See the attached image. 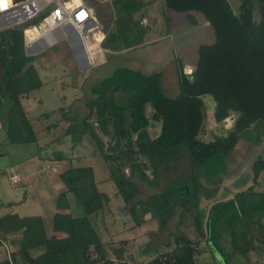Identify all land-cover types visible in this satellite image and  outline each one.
I'll return each instance as SVG.
<instances>
[{
    "label": "trees",
    "instance_id": "obj_1",
    "mask_svg": "<svg viewBox=\"0 0 264 264\" xmlns=\"http://www.w3.org/2000/svg\"><path fill=\"white\" fill-rule=\"evenodd\" d=\"M99 1L86 0L94 15L102 20L104 14ZM109 1L115 11L110 18L112 25L103 24L105 37L100 46L111 52L140 46L147 28L134 14L145 6V0ZM162 1L175 12L187 13L192 24L195 18L190 11L200 12L215 36L213 43L198 47L195 66L176 58L179 93L176 96L166 93L161 71L144 74L140 70L118 67L90 85L89 97L84 102L85 114L59 106L43 113L48 117L58 112L61 118L42 130L57 129L64 121L67 125L62 132L48 143L55 144L69 136L74 146L86 135L93 141L97 154L107 165L116 195L130 204L128 213L135 226L146 223L149 215L157 221L158 230H162L179 205L186 204L181 218H191L197 237L204 239L213 255L216 247L222 250L225 236L231 253L249 260L250 252L257 245L264 246V190L254 189L264 171V155L258 154L252 162V185L246 190L236 197L213 203L206 216L199 208V201L217 194V184L222 182L228 159L240 140L254 147L264 143V0H240L238 13L228 0ZM256 10L258 19L254 14ZM45 14L42 12L32 22L0 30V123L5 139L12 144L38 141V131L27 117L21 97L40 89L43 81L33 63L35 57L25 54L24 29L41 21ZM204 95H210L215 101L216 122L233 116L226 135H214L211 139L201 137L206 125ZM148 104L152 109L150 114L146 110ZM152 122L159 124L154 136L149 132ZM262 150L264 152V148ZM179 155H185L189 163L188 181L168 182L158 192L135 199L140 187L134 176L157 187L160 167L167 169L171 159ZM51 157L45 155L42 159H67L60 150L53 151ZM58 177L63 188L55 198L53 234L44 241L43 252L29 257L25 264H114L107 257L104 243L91 220L110 200L108 194L99 189L94 168L69 163ZM212 183H215L212 187L205 185ZM68 195L76 198L84 215H72ZM13 216L5 215L4 219ZM22 219L23 230L26 227L34 232L42 229L41 224ZM5 221L0 218L3 231L10 229ZM195 243L181 232L173 237L172 249L159 252L149 264H198ZM26 248L29 247L20 248L18 252L26 253ZM125 251L123 246L114 249L118 260Z\"/></svg>",
    "mask_w": 264,
    "mask_h": 264
},
{
    "label": "rangeland",
    "instance_id": "obj_2",
    "mask_svg": "<svg viewBox=\"0 0 264 264\" xmlns=\"http://www.w3.org/2000/svg\"><path fill=\"white\" fill-rule=\"evenodd\" d=\"M99 2L104 18L100 20L96 17V27L85 33L91 45L90 51L93 52V63L88 68L79 66L65 37L50 46L40 44L32 52L31 56L35 57L33 63L43 85L29 95L22 96L21 102L27 117L33 122L34 129L38 131L37 143H9L1 131L3 127L0 123V218L3 217V221L6 220V225L9 224L10 227L5 231L0 227V264H10V261L15 264L25 262L23 256L19 260L17 259L20 256L17 250L18 234H23L28 230L27 227L22 229V218L34 219V215L39 213L42 216L46 215L43 217L44 224L48 229H51L53 214L51 217L50 214L54 213L56 207L55 197L58 192L56 187H58V183L60 187L62 186L58 174L66 169L69 163H74L77 166H92L99 189L106 192L110 198L109 204L97 215L95 214L96 216L92 215L91 220L104 243L107 257L112 259L114 264H119L121 261L116 257L114 249H119L122 246L126 249L123 258H127L134 264H149V261L158 252L170 251L174 246L173 237L181 232L186 233L196 242L198 264H248V262L249 264H264V246L257 245L256 249L250 252L249 260H246L239 254L231 253L225 236L222 238L224 244L222 250L216 247V254L213 255L204 239L200 240L197 237L191 218L187 217V220L181 218V211L186 204L179 205L162 230H158L157 221L150 218L143 225L135 226L128 213L130 204H125L121 197L116 195L115 185L109 180L107 165L97 154L93 141L87 135L82 138L80 144L74 146L69 136L63 138L61 142L48 143L49 140L62 132L67 123L62 121L57 129L45 132L42 128L57 118L60 119L61 114L54 112L50 116L44 117L43 113L55 110L59 106H65L66 110H70V112H76L79 115L85 114L87 110L84 102L89 97L90 85L98 79L110 75L114 69L128 67L140 70L144 74L161 71L166 93L176 96L179 93L176 58L182 59L189 66H195L198 60V47L201 44H211L215 41L212 27L200 12L190 11L195 18V23L192 24L185 12L145 7L134 14L135 18L140 19L147 28L144 42L134 48L108 52L94 41V36L95 34L98 37L105 35V25L103 24L108 22L109 26L112 25L110 18L115 10L109 0H100ZM228 2L234 12L238 13L241 1L228 0ZM160 3V0H155L156 5ZM47 12L48 9L43 13ZM254 14L258 19V10ZM59 33L61 32L59 31ZM203 100L205 102L206 125L201 137L211 139L214 135H226L232 126L233 116L222 122H216L213 116L216 106L214 99L210 95H204ZM146 110L147 114H150L152 109L149 104ZM158 130L159 124L152 122L149 127L150 134L154 136ZM103 140L105 141L106 138ZM262 148H264V143L259 147H254L248 142L240 140L236 144L228 159L222 182L217 184V194L211 199L201 198L199 201V208L203 211L204 216L213 203L236 197L239 192L252 185L250 168L258 154L264 155ZM55 150L63 152L67 159L63 161L42 159L45 155L52 158V152ZM11 169L22 175L23 178L15 183L16 185H12L9 178L12 174ZM160 171V181L157 187H151L141 181L137 175L134 176L133 179L140 187V194L135 199H143L148 194L158 192L168 182L188 181L189 163L185 155L175 156L171 159L168 168L164 169L161 166ZM258 180L259 185L254 189L264 190V171L261 172ZM30 184L33 190L31 194L28 189ZM214 184L205 185L212 187ZM24 196L27 199L22 201ZM69 198L72 215H84L76 198L73 195H70ZM40 200L44 201L43 205L37 203ZM17 201L19 202L15 203ZM11 213H18V215L4 219L5 215H11ZM26 221L30 222L27 218ZM39 221L40 217L35 219L33 224H42V221L40 223ZM122 241H127L128 244H121ZM92 257L95 258L96 255L93 253Z\"/></svg>",
    "mask_w": 264,
    "mask_h": 264
},
{
    "label": "built area",
    "instance_id": "obj_3",
    "mask_svg": "<svg viewBox=\"0 0 264 264\" xmlns=\"http://www.w3.org/2000/svg\"><path fill=\"white\" fill-rule=\"evenodd\" d=\"M47 9L48 12L42 20L25 28L24 34L27 29H33L36 31L37 37L49 35L53 41L45 44L38 41L40 38L36 40L26 38L24 40L25 49L33 52L40 44L50 46L63 37L68 41L69 36H76L83 49L79 57L80 64L81 66H90L93 63V52L90 51L91 45L85 33L96 27L97 19L86 0H20L17 2L0 0V30L30 22ZM40 25H42V28H40ZM66 27H74L79 29V31L70 33L64 29ZM104 37V34L101 37L95 34L94 41L100 44ZM9 178L12 183L20 180L16 173H13ZM10 264L15 263L10 261Z\"/></svg>",
    "mask_w": 264,
    "mask_h": 264
},
{
    "label": "crops",
    "instance_id": "obj_4",
    "mask_svg": "<svg viewBox=\"0 0 264 264\" xmlns=\"http://www.w3.org/2000/svg\"><path fill=\"white\" fill-rule=\"evenodd\" d=\"M160 1H161V3L156 5L155 4V0H145V3L146 4H145V6L143 8L146 7V8L155 9V10H162V9L163 10L164 9L165 10L166 9L167 10H171V9H169V8H167V7L164 6L162 0H160ZM171 11H173V10H171ZM173 12H175V11H173ZM105 50H107V49H105ZM107 51L108 52H111L109 50H107ZM0 128H1V126H0ZM1 129H2L1 131L5 134V132L3 131V128H1ZM10 171L12 172V174L13 173L18 174V176L20 178L19 181H21V179H23L22 178V175H20L19 173L15 172L13 169H11ZM18 182H16V183H18ZM12 185H16V184L15 183L14 184L12 183ZM28 186H29L28 189L30 190V194H31V192H33L32 187H31V184L28 185ZM56 188L58 189V192H59L63 188V185L60 187V184L58 183V187H56ZM57 193H56V195H57ZM30 194H28V195H30ZM26 197L23 198L22 201L23 200L25 201L27 199ZM68 198H69V195H68ZM69 201H70V198H69ZM18 202L19 201L15 202V203H18ZM42 202H44V201L43 200L37 201V203L40 204V205H43ZM9 203H11V202H9ZM12 204H13V202H12ZM52 214L54 215V213H51L50 214V217L52 216ZM11 215H18V213H11ZM45 216L46 215L42 216L39 213V214H35L34 215V219H29V217H26L27 220H29L30 222H32V220L34 221L35 219H38L40 217V221H42V224H41L42 225V229L40 231H37V232H34L33 230H31V231H28L27 230V231H24L23 234L22 233L21 234H18V238L19 239H18V249L17 250H19L20 248L29 247V248H26L27 249V252L26 253L19 252V255L20 256L17 257V259L19 260L20 258H22L21 256H23V258L25 259V262L23 264H25L28 261L29 257H35V256L40 255L43 252V249H42L43 247L42 246H43L44 241L46 240V238L51 237L52 234H53V219H52V227H51V229H48L47 226H46V224H44V218L43 217H45ZM52 218H53V216H52ZM148 218H149V216L148 217L146 216V219H148ZM123 253L125 254V252H123ZM125 262H127L128 264H134V262L129 261L127 258L126 259H125V257L123 258V254H122L121 261H119V264L125 263Z\"/></svg>",
    "mask_w": 264,
    "mask_h": 264
},
{
    "label": "water",
    "instance_id": "obj_5",
    "mask_svg": "<svg viewBox=\"0 0 264 264\" xmlns=\"http://www.w3.org/2000/svg\"><path fill=\"white\" fill-rule=\"evenodd\" d=\"M24 40H26V34H24ZM68 42H69L70 47H71V49H72V51H73V53H74V55H75V57L79 63V66L81 68H88L89 66H87V65L81 66V64H80V60H79L80 58L79 57H80V54L83 52L82 51L83 49H82V45H81L80 41L78 40V38L76 36H69ZM25 54L28 56L33 55V53L27 49H25Z\"/></svg>",
    "mask_w": 264,
    "mask_h": 264
},
{
    "label": "bare ground",
    "instance_id": "obj_6",
    "mask_svg": "<svg viewBox=\"0 0 264 264\" xmlns=\"http://www.w3.org/2000/svg\"><path fill=\"white\" fill-rule=\"evenodd\" d=\"M40 28H42V25H40ZM64 29L67 30V32H70V33H72V32L76 33V32L79 31V29L74 28V27H66ZM25 34H26V38L27 39L36 40L37 38H40V39H38V41L41 42V43H45L46 44V42L51 43L53 41L52 37L49 36V35H45V36H41L40 35V37L39 36L37 37L36 31L33 30V29H27Z\"/></svg>",
    "mask_w": 264,
    "mask_h": 264
}]
</instances>
